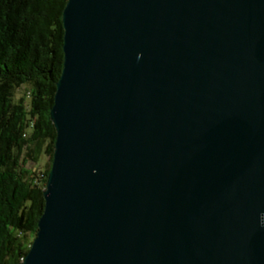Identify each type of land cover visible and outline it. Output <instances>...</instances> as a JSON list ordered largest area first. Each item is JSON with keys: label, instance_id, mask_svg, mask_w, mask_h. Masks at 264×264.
<instances>
[{"label": "water", "instance_id": "95a60500", "mask_svg": "<svg viewBox=\"0 0 264 264\" xmlns=\"http://www.w3.org/2000/svg\"><path fill=\"white\" fill-rule=\"evenodd\" d=\"M63 19L18 264H264V0H68Z\"/></svg>", "mask_w": 264, "mask_h": 264}, {"label": "trees", "instance_id": "16d2710c", "mask_svg": "<svg viewBox=\"0 0 264 264\" xmlns=\"http://www.w3.org/2000/svg\"><path fill=\"white\" fill-rule=\"evenodd\" d=\"M67 2L0 0V264L26 257L45 209Z\"/></svg>", "mask_w": 264, "mask_h": 264}]
</instances>
